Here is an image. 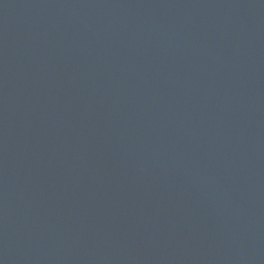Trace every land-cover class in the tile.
I'll list each match as a JSON object with an SVG mask.
<instances>
[{"label": "water", "instance_id": "95a60500", "mask_svg": "<svg viewBox=\"0 0 264 264\" xmlns=\"http://www.w3.org/2000/svg\"><path fill=\"white\" fill-rule=\"evenodd\" d=\"M0 264H264V0H0Z\"/></svg>", "mask_w": 264, "mask_h": 264}]
</instances>
